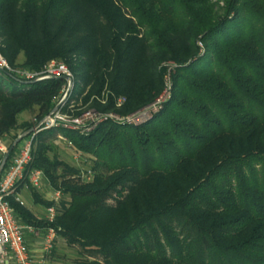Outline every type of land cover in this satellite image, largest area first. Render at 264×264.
Returning <instances> with one entry per match:
<instances>
[{
	"label": "trees",
	"instance_id": "trees-1",
	"mask_svg": "<svg viewBox=\"0 0 264 264\" xmlns=\"http://www.w3.org/2000/svg\"><path fill=\"white\" fill-rule=\"evenodd\" d=\"M0 52L12 65L23 53L37 78L64 63L97 113L30 133L18 184L41 170L60 199L29 186L56 206L50 221L9 197L21 222L52 227L87 264H264V0H0ZM36 77L0 67V137L59 104L67 79ZM59 133L92 157L91 178L50 157Z\"/></svg>",
	"mask_w": 264,
	"mask_h": 264
},
{
	"label": "rangeland",
	"instance_id": "rangeland-1",
	"mask_svg": "<svg viewBox=\"0 0 264 264\" xmlns=\"http://www.w3.org/2000/svg\"><path fill=\"white\" fill-rule=\"evenodd\" d=\"M0 55L5 59V61L8 64V67L0 66L1 68H6L7 71L15 72L19 76L25 79H32L38 75L37 72H33L29 70L28 68L22 66V62L25 59V56L23 53H20V55L18 56L17 65L10 64L9 61L2 55L1 52H0ZM52 61H55V60H52ZM57 62H60V61H56V63ZM40 73H43V72H39V74ZM72 79H73V75H72ZM72 81H73V84L71 85L70 89H69V82H67V86H64L61 89L60 96H59L60 99L58 103H59V106L61 107L62 106L65 107L69 105L73 111L79 109L80 114L73 116L72 114L74 113L72 114L67 113V111L63 110L64 109L63 107L60 110L59 109L55 111L53 110L50 114H48L45 117V121L43 123L45 124L46 127L63 125L66 128L79 129L80 126L81 128L85 126V124L88 123L87 122L88 120H93L97 118L96 111L90 107L91 101L84 103L83 96L77 93L78 89H76L77 91H74L75 82L74 80ZM169 92L170 91L163 93V95L161 96L158 102L160 103L161 101H163L165 97L169 95ZM121 102L122 101L120 100L119 104H121ZM158 102L156 103V106H154L153 108L154 112H156L159 108ZM139 112L130 113L129 118L132 121H137V122L144 120L147 117V115L146 117L141 116ZM37 113H38L37 107H34V109L32 110H27V111L20 113L18 116V126L12 131H10L7 135L0 137V139L3 141L6 148L8 149L9 145L12 144L15 141V139L21 136L20 141L16 144L17 148L15 150V155L13 156L12 160L10 161L7 167H5L7 163L5 164L3 171L0 175V178L3 176L4 172L10 167L13 159L22 153L23 148L25 147V145L28 144V140H31L30 143H31V150H32L33 135H30V133L36 132L38 127L41 126L40 125L41 121L38 122L36 121V118H35ZM26 123H31L32 128L30 131L23 132ZM51 139H52V142H51L52 150L49 151L50 157H57L58 159L67 163L68 165L77 168V170L79 171V174L83 175V178L85 179L91 178L93 174V171H92L93 159L91 156L76 150L72 146L68 138L62 135L61 133L52 137ZM3 155H4V152H0V163L2 161ZM40 176H41V179H40L39 185H35L32 181H30V178L28 179V182H23L21 184H18L19 187L17 189V194H16L19 197V202H21L26 207L29 206L32 209H34L35 215L39 219L48 217V212H49L48 208L50 206L46 207L45 205L36 203L29 186H32L33 188H35L36 191L40 194V196L45 199H48L50 201H55L56 203L57 202L59 203V199H60V196L57 197L58 195L55 193L53 188L49 185V182L44 176L43 171H41ZM20 186H23L24 188L22 187L23 189H21ZM62 198H63V195H62ZM64 199H69L68 195H64ZM46 231H47L46 229H42L39 231L38 234H35L37 238L36 240L37 243H35L31 247L29 245V241L27 242L29 245V248L35 249L38 255L40 254L43 255V257H37L36 258L37 260H42L44 264H87L88 261L91 260L90 258L87 257V255L82 251V249L78 245H74V246L69 245L67 241L64 239V237L59 233H57L56 235L57 239H55V246L53 248L54 250L45 252L43 249L42 236L46 233ZM29 236H32V235H29Z\"/></svg>",
	"mask_w": 264,
	"mask_h": 264
},
{
	"label": "built area",
	"instance_id": "built-area-1",
	"mask_svg": "<svg viewBox=\"0 0 264 264\" xmlns=\"http://www.w3.org/2000/svg\"><path fill=\"white\" fill-rule=\"evenodd\" d=\"M0 66L8 67L5 59L0 55ZM44 75L39 78H48L51 76H68L72 78V73L69 68L62 62L51 61L44 69ZM161 96L150 104L145 109L141 110L139 114L146 117L153 111L154 106L159 101ZM159 103V102H158ZM50 120V119H49ZM48 120V121H49ZM31 140L22 150V153L16 156L10 167L4 172L0 178V264H36L33 260L32 252L28 245V236L38 234L44 228H38L31 224L21 222L12 207L9 197L16 196L18 181L23 178L24 170L27 163L31 159ZM7 150L5 144L0 139V152ZM41 171L35 170L28 174V179L35 185H39ZM55 193L60 196L59 191ZM47 219L52 221L55 214L58 212L56 206L48 208ZM47 231L42 236L43 249L45 252L51 251L55 246L56 231L52 227L45 228Z\"/></svg>",
	"mask_w": 264,
	"mask_h": 264
},
{
	"label": "water",
	"instance_id": "water-1",
	"mask_svg": "<svg viewBox=\"0 0 264 264\" xmlns=\"http://www.w3.org/2000/svg\"><path fill=\"white\" fill-rule=\"evenodd\" d=\"M63 77L66 78L67 81L69 82V89H70L71 85L73 84V81H72L73 79L71 77H68V76H63ZM39 79H43V78H36L35 81L36 80H39ZM58 107H59V104L55 107L54 111L57 110ZM44 121H45V118L41 121V123H43ZM20 139H21V136L18 137L17 139H15V141L5 151V153H4L3 157H2V161L0 163V175H1L2 171H3V168H4L5 164L7 163V160L9 158V155H10L11 151L13 150V148L15 147V145L20 141Z\"/></svg>",
	"mask_w": 264,
	"mask_h": 264
},
{
	"label": "crops",
	"instance_id": "crops-1",
	"mask_svg": "<svg viewBox=\"0 0 264 264\" xmlns=\"http://www.w3.org/2000/svg\"><path fill=\"white\" fill-rule=\"evenodd\" d=\"M22 187H23V186H20L21 189L24 188V187H23V188H22ZM20 188H19V189H20ZM53 192H54V191H53ZM28 208H29L33 213H35V210H34V209H32V208L29 207V206H28ZM29 238H30V239H29ZM56 239H57V238H56ZM36 240H37V238H36V236H34V235L28 237V241H29V245H30V247H31L32 245H34L35 243H37ZM30 250H31V252H32L34 262H35L36 264H41V263L44 264V262H42V260H37V259H36L37 257H43V255H42V254L38 255L35 249H31V248H30ZM33 250H34V251H33Z\"/></svg>",
	"mask_w": 264,
	"mask_h": 264
}]
</instances>
